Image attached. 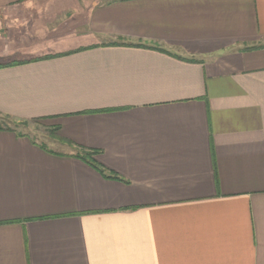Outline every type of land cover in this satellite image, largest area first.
<instances>
[{
    "label": "crops",
    "instance_id": "crops-1",
    "mask_svg": "<svg viewBox=\"0 0 264 264\" xmlns=\"http://www.w3.org/2000/svg\"><path fill=\"white\" fill-rule=\"evenodd\" d=\"M0 119V264H264V0H0Z\"/></svg>",
    "mask_w": 264,
    "mask_h": 264
},
{
    "label": "rangeland",
    "instance_id": "rangeland-1",
    "mask_svg": "<svg viewBox=\"0 0 264 264\" xmlns=\"http://www.w3.org/2000/svg\"><path fill=\"white\" fill-rule=\"evenodd\" d=\"M0 125L4 127H11L18 130L20 133L30 136L34 141L40 145H52L53 138H49L53 134V130L48 127L49 122L40 121H25L18 122L10 119H0Z\"/></svg>",
    "mask_w": 264,
    "mask_h": 264
},
{
    "label": "trees",
    "instance_id": "trees-1",
    "mask_svg": "<svg viewBox=\"0 0 264 264\" xmlns=\"http://www.w3.org/2000/svg\"><path fill=\"white\" fill-rule=\"evenodd\" d=\"M112 45H127V44H125V43H114V44H112ZM127 46H133V47H138V48H154V49H158L157 47H153V46H148V45H145V44H132V45H127ZM52 57H55V56H46V57H42L41 59H49V58H52ZM0 128H2L1 127V125H0ZM57 130V129H56ZM53 132H54V130H53ZM22 134V133H21ZM42 147H44V148H46V145H41ZM97 153V151H95V152H82V153H78L77 155H76V157H78V158H80V159H82V160H84V161H86V162H90V163H92V165L95 167V168H97L98 170L100 169L101 170V168L97 165V164H94V159H93V156H94V154H96ZM114 179H120L117 175H113L112 176Z\"/></svg>",
    "mask_w": 264,
    "mask_h": 264
}]
</instances>
